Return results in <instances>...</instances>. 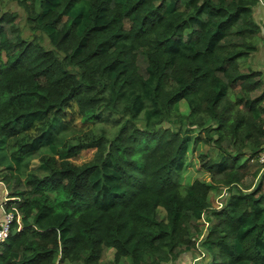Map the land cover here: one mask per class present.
<instances>
[{
	"label": "trees",
	"instance_id": "obj_1",
	"mask_svg": "<svg viewBox=\"0 0 264 264\" xmlns=\"http://www.w3.org/2000/svg\"><path fill=\"white\" fill-rule=\"evenodd\" d=\"M256 3L19 0L29 37L0 8V167L17 171H0L13 214L0 264H103L108 248L111 264L173 263L203 212L206 264H264V73L240 67L257 50ZM201 142L219 152L199 155L209 180L184 181ZM36 156L45 173L21 178ZM218 185L230 195L213 209Z\"/></svg>",
	"mask_w": 264,
	"mask_h": 264
},
{
	"label": "rangeland",
	"instance_id": "obj_2",
	"mask_svg": "<svg viewBox=\"0 0 264 264\" xmlns=\"http://www.w3.org/2000/svg\"><path fill=\"white\" fill-rule=\"evenodd\" d=\"M1 5H2V7H1ZM0 8L4 9V10H9L10 12H14L15 14H17V21H19V23L21 24L20 26L23 30V35L25 37H29L32 35V33H33L32 30H30L28 24L25 22V17H24L25 12L23 11V8L20 6L19 0H0ZM34 33L39 35V36H42L43 43L46 46H49L48 40L46 39V37L44 35L41 34V32L39 30H35ZM254 52L252 54H250V56L246 60H243L241 62V64H240L241 68H243L245 70L248 68L253 69L252 67H256L258 65H259L258 68H261V65H260L261 56L258 53L254 54ZM262 58H263V56H262ZM69 110H70V107L67 108L66 117L69 115L68 114ZM179 111H180L179 113L181 115L187 116V114H188L189 110L187 108L186 102L183 100H180V102H179ZM77 121H78V119H75L76 123H77ZM162 125L164 127L169 126L170 122L164 121L162 123ZM89 126H91V125L87 124L83 128L87 129ZM107 128L109 130H112V127L109 124H107ZM73 132L74 131H72L71 134L66 135V136L72 135ZM37 133H38V130H37V128H35L32 131H30L29 133H26L24 135H19L20 137L18 136L17 138H15L9 142V146H5V148L3 149L4 153L7 155V157L10 154L15 153L16 143L17 144L22 143L24 138H27L28 136L33 137V136L37 135ZM191 135H192V137H195L197 135V131L194 130ZM21 137L23 138V140ZM66 139H67V137H66ZM63 140H65V139H62L60 137V140L58 141V143H61ZM94 152H95V148L83 149L75 158H71L70 161L73 162L74 164H77V165L82 164L84 162L90 161L94 156ZM39 153L40 154L50 153L49 146L48 145L44 146ZM218 153L219 152L217 151L215 144L212 142H210V143L201 142L197 145L195 151L190 152V150H189L188 158H189V161L191 162V165H188L187 170L183 171L184 181L193 180L196 177L201 178V179H205V180H209L207 173L201 169L199 162H198V158H199L200 154H203V155L208 154L211 156H216ZM43 166L44 165L40 162L39 158L36 156V158H33L30 161L25 162L23 164V168H22L21 172L23 171V169H24V171L22 174H19V175L21 176V178L27 176L28 174H33V173L43 175L45 173ZM8 167H10L12 169V171L8 170ZM41 167H42V169H41ZM257 167L258 166L256 164H252V166L250 167V172L255 171ZM0 171H3V173L5 171L7 173L17 172V171H15V167L10 162V160H8L7 162H5L4 164L1 165ZM11 185H12V183L10 184V186L7 185V179L2 178V173L0 172V204L4 203L6 201H9L7 199L12 198V197H9ZM224 189H226L225 191H227V195L219 198L220 194L222 193V191ZM229 195H230V190L228 188H226L225 186L218 185L217 187H214L213 190L211 191L210 205L212 207L215 206L216 205L215 201L217 198L221 199L223 201V205H224L226 203ZM1 205L3 206V204H1ZM2 209H4V208L0 207V217L2 214ZM199 226H201V224H199ZM195 235H197V234H195ZM195 235H194V237H195ZM113 252L114 251L112 248L106 249L104 251L103 256H102L101 262L103 264H111L113 262L112 261L113 260ZM194 252H196L195 249H194ZM207 262H208V256L205 255L200 264H206ZM174 263L175 262L167 263V264H174ZM58 264H71V263L63 262V263H58Z\"/></svg>",
	"mask_w": 264,
	"mask_h": 264
},
{
	"label": "built area",
	"instance_id": "obj_3",
	"mask_svg": "<svg viewBox=\"0 0 264 264\" xmlns=\"http://www.w3.org/2000/svg\"><path fill=\"white\" fill-rule=\"evenodd\" d=\"M259 3L264 4V0H257ZM258 162L263 165L264 167V149H262L258 154ZM224 189L220 194L219 198L227 195V191ZM216 205L211 206L213 209H220L223 206V201L221 199H216ZM13 221V214L11 211H3V214L0 218V246L7 240L9 233H10V226ZM198 223L201 224L200 226V233L193 237L194 242V249L196 252L193 253V257L190 259L188 264H200L203 257L207 255L206 250L202 246V241L204 236L210 226V220L206 219L205 213L203 212L198 220ZM199 252V253H198Z\"/></svg>",
	"mask_w": 264,
	"mask_h": 264
},
{
	"label": "crops",
	"instance_id": "obj_4",
	"mask_svg": "<svg viewBox=\"0 0 264 264\" xmlns=\"http://www.w3.org/2000/svg\"><path fill=\"white\" fill-rule=\"evenodd\" d=\"M253 16H254L255 21L260 26V30H261L259 33L257 50L254 52V54L258 53L261 56V62H260L261 68H258L259 65L256 67H252V68L254 70H260L264 72V4H261L259 3V1H257L256 5L253 7ZM210 200H211V193H210ZM1 204H3V206ZM1 204H0V207L4 208L2 209V214H3V211H5V202ZM18 222H19V219H18ZM193 253H194L193 248L187 251H183L181 255L178 257V259L174 261L175 262L174 264H188L190 262L191 257L193 256Z\"/></svg>",
	"mask_w": 264,
	"mask_h": 264
},
{
	"label": "clouds",
	"instance_id": "obj_5",
	"mask_svg": "<svg viewBox=\"0 0 264 264\" xmlns=\"http://www.w3.org/2000/svg\"><path fill=\"white\" fill-rule=\"evenodd\" d=\"M194 249V248H193Z\"/></svg>",
	"mask_w": 264,
	"mask_h": 264
}]
</instances>
